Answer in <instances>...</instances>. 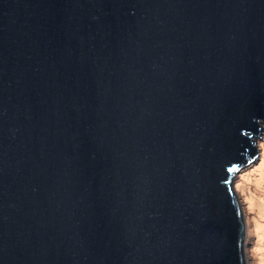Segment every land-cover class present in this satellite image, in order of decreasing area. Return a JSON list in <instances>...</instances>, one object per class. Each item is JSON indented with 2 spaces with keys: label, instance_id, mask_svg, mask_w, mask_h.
<instances>
[{
  "label": "water",
  "instance_id": "1",
  "mask_svg": "<svg viewBox=\"0 0 264 264\" xmlns=\"http://www.w3.org/2000/svg\"><path fill=\"white\" fill-rule=\"evenodd\" d=\"M264 0H0V264H259Z\"/></svg>",
  "mask_w": 264,
  "mask_h": 264
},
{
  "label": "rangeland",
  "instance_id": "2",
  "mask_svg": "<svg viewBox=\"0 0 264 264\" xmlns=\"http://www.w3.org/2000/svg\"><path fill=\"white\" fill-rule=\"evenodd\" d=\"M249 190L253 193L261 224L255 251L259 264H264V155L255 159L250 167Z\"/></svg>",
  "mask_w": 264,
  "mask_h": 264
}]
</instances>
